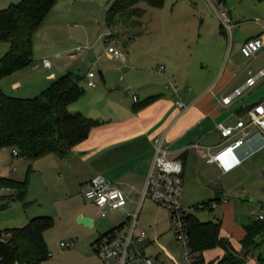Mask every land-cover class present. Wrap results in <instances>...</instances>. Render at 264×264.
I'll use <instances>...</instances> for the list:
<instances>
[{"label": "crops", "instance_id": "1", "mask_svg": "<svg viewBox=\"0 0 264 264\" xmlns=\"http://www.w3.org/2000/svg\"><path fill=\"white\" fill-rule=\"evenodd\" d=\"M17 1L19 0H0V8ZM109 1L57 0L34 34L32 62L0 78V87L5 93L21 97L38 94L53 79L67 71L79 73L82 76V83L86 79L88 91L69 104V109L97 118L100 122L90 129L84 139L73 146L69 156L62 157L50 153L29 160L19 154L14 155L10 146L0 148L1 175L23 179L28 165L31 164L33 167L29 178V191L38 179L36 177L38 171V177L46 187L53 180L52 183H55L53 187L58 190L57 195L61 198L64 196L60 202L61 210H58L60 219L63 220L68 214L72 215L74 224L80 230L68 234L72 235L69 239L74 242V247L66 248L71 251L62 254H78L84 258L83 264H111L102 261L93 253L92 243L102 234L126 224L129 216L136 212L137 229L145 230L147 233L140 244L142 251L147 255L151 249L155 250L154 246L160 238L173 233L169 213L165 217L155 215L163 206L147 197L141 198L154 157L156 138L162 139V145L168 149L169 157L179 156L183 160L184 190L181 204L182 199L204 198L201 200H217L219 205H222V202L227 201V195L221 177L243 167L250 159L264 151L263 133L255 125L250 126L252 133L245 138L243 144L219 162L207 161L203 153L191 147L192 143L199 142L203 146H209L212 151L217 150L223 141L216 127L218 122L235 124L240 118L247 121L250 110L259 103L264 105V76L256 82L261 83L259 89L252 90L256 85L254 84L228 104L221 100L223 94L231 92L246 80L249 75L248 69L257 72L264 68L262 55L264 50L254 58L248 59L246 66H238L235 58L232 61L227 60L222 65L221 59L216 58L217 46H221V41L216 46H204L200 49L202 55L198 56L195 55V51L189 50L186 22L181 20L172 24L164 23L159 26L157 36L152 35L155 31L153 28L144 29L141 34L136 33V36L131 35L132 44L143 48L141 56H138L136 61L127 59L126 55L124 60L118 59L122 62V70H125L118 79L105 68L103 84L98 86L94 76L96 85H88L87 73L82 75L72 66L70 60L82 59L73 56V50L78 44L89 45L85 53L88 59H95L97 56L95 47L102 42L100 35L112 30L106 22ZM209 1L215 10L219 9L212 0ZM229 15L231 17L230 11ZM231 20L233 21L232 17ZM232 24L235 28L233 30L230 28L229 36L236 47H240L244 40L264 30L263 21L255 31L241 35L239 20ZM115 33L117 31L113 30L111 41L128 43V40H120ZM145 34L150 36L142 38ZM224 34L220 28V37ZM154 38H161L165 43L158 49H152L150 44ZM36 41L38 45H35ZM0 42L4 43L0 49L1 57L8 50L9 43ZM107 55L111 58L110 53L107 52ZM49 56H54L53 62ZM44 58L50 60L49 66L43 64ZM134 61L140 67L130 65V62ZM158 63L162 71L157 72L155 66ZM134 94L137 100H134ZM150 96L155 97L141 104ZM82 98L84 100L81 102ZM177 100L185 103L187 108L181 109L176 103ZM98 173L105 175L126 192L128 201L124 208L110 210L102 216L98 207L88 200L89 204L85 203L82 206L74 202L69 203L77 195L75 192L79 194L85 187L87 188L89 180ZM191 190L205 192L208 195L190 197ZM13 192L11 188L0 189V194ZM15 201H11L6 210L0 211V231L21 227L31 218L41 216L37 211L23 213L18 210V206L13 210ZM202 201L190 205L189 210ZM25 206L28 208L30 201ZM185 210L192 213L187 208ZM115 213L119 216L118 220L109 221L108 217ZM146 220L147 222H144ZM47 231L44 233V239ZM221 236L225 237L222 233ZM173 240L175 242L174 234ZM59 246L65 249L60 243ZM175 247L176 260L179 261L180 252L176 242ZM221 250L224 254V250ZM160 253L159 251L156 254L155 264L158 258L167 256ZM219 258L221 257L218 256L212 262Z\"/></svg>", "mask_w": 264, "mask_h": 264}, {"label": "trees", "instance_id": "2", "mask_svg": "<svg viewBox=\"0 0 264 264\" xmlns=\"http://www.w3.org/2000/svg\"><path fill=\"white\" fill-rule=\"evenodd\" d=\"M56 1L19 0L0 8V41L9 43L8 50L0 57V78L32 62L34 34ZM139 1L160 8L166 0H110L107 25H128L133 16L142 15L145 9L137 5ZM84 93L82 76L73 71L59 75L31 97L9 95L0 87V148H16L19 155L29 160L50 153L69 156L73 146L100 122L97 118L69 109V104ZM154 97L150 96L141 104ZM31 171L32 166L29 164L23 179L0 174V189L14 190L13 193L0 194V211L6 210L11 201L21 200L25 205L28 203L26 195ZM186 222L190 246L199 262L205 264V251L221 248L224 250L223 256L210 264H241V255H237L230 241L221 236V222L202 221L195 213H187ZM53 225V218L43 215L31 218L22 227L0 231V257L3 262L12 264L15 261L46 260L48 247L44 233ZM244 232L240 245L246 257L253 249L261 247L256 237L264 232V221L255 219L244 226ZM256 259L264 264V247Z\"/></svg>", "mask_w": 264, "mask_h": 264}, {"label": "rangeland", "instance_id": "3", "mask_svg": "<svg viewBox=\"0 0 264 264\" xmlns=\"http://www.w3.org/2000/svg\"><path fill=\"white\" fill-rule=\"evenodd\" d=\"M214 4L219 9H227L230 11L231 17L233 19L232 23L235 21L240 22L241 35L245 33H250L255 31V29L264 21V1L258 0H223L224 5H220L217 0H212ZM226 2V3H225ZM138 6L145 9V12L139 16H133L129 20L128 25H116L112 26L109 33L113 30L117 31L115 35L118 36L120 40H128L127 44L118 41H111V44L121 49L127 59L137 60L138 56H141L142 46L133 45L131 35L141 34L144 29H155L152 35H158L159 26L168 23L172 24L173 22H183L187 24L188 30V41H189V50L195 51V55L201 56L200 49L204 46H216L221 41V46H217L216 58L221 59L222 65L227 62V60H233L235 58L238 66L247 64L249 58L242 55L240 47H236L231 42L229 36L230 28L220 19L215 10L214 6L209 0H166L162 7H153L148 5L145 1H139ZM213 14V16H211ZM173 16V17H172ZM146 27V28H145ZM220 28L224 31V35L220 37ZM235 28V27H234ZM231 28L232 30L234 29ZM137 33V34H136ZM234 33H237L234 31ZM143 35L142 38H146ZM227 36V37H226ZM155 39V38H154ZM161 39V38H160ZM155 39L148 44L151 45L152 49H158L162 44L165 43L163 39ZM144 40V39H142ZM142 42V41H141ZM35 45H38V42H35ZM4 43L0 42V49ZM39 49L36 50L38 52ZM95 52L97 56L94 58H87L85 55L80 60L72 59L70 63L75 69L79 70L82 75L88 73L92 70L95 72V80L98 83V86L103 84L98 70L109 69V73L115 77L119 78L120 74H123L124 71L119 70V67L122 66V62L117 58H109L106 52V46L102 42L95 47ZM144 52V50H143ZM264 57V52L262 53ZM50 59L54 60V56H49ZM87 58V59H86ZM130 62V65L135 67H140L137 62ZM78 65V66H77ZM105 65V67H104ZM160 63L156 64L155 70L158 72L162 69L159 68ZM54 70V69H53ZM85 86V93L88 91L89 87L86 85V79L83 81ZM261 83H257L252 90L260 88ZM86 98V95L83 96ZM80 99L81 102L84 99ZM80 102V101H79ZM73 108V105L71 106ZM264 151L259 153L254 158L250 159L243 167L233 170L223 177L221 181L225 188V193L227 195V201L222 202V205L212 206V200L202 201L204 198H186L182 199V206L187 208L188 211L195 213L202 221H219L221 222L222 229L221 233L227 237L236 251L237 255L242 259L241 264H261L257 259L256 255L263 250L264 247V232L256 237V241L261 243L259 249H253L250 255L244 257V253L241 252L240 240L244 235V226L249 225L255 220L254 215L263 214L264 215ZM33 167V166H32ZM39 171L36 175V179L33 187L28 189L26 200L30 201V206L26 208L21 200H16L13 205V210L18 206V210L23 213H32L33 211L39 212L41 216H51L54 221V225L49 229L45 234L46 243L48 246V252L52 254V257L43 260L42 264H83L84 258H81L78 254H62V252L71 251L68 249H62L59 246L61 241H70V236L68 235L71 231L78 232L80 231L78 226L74 224L72 215H67L63 220L60 219L58 215V210H61L60 202L61 199H64V196L57 195L58 190L53 186L54 182L48 183V187L45 186V183L39 179ZM75 192L77 194L74 196L69 203H76L80 206L82 204L88 203L85 198L84 191ZM206 197L205 192L190 191V197ZM208 197V196H207ZM62 199V200H63ZM58 200L59 202H56ZM194 208L189 210L190 205L197 203ZM159 206V205H158ZM60 207V208H59ZM77 207V206H74ZM79 208V207H77ZM215 208V210H214ZM24 210L26 212H24ZM90 211V210H89ZM96 216V213L93 212ZM168 212L165 208L160 207V211L155 215L157 217H165ZM153 215V216H155ZM119 216L111 214L108 217V220H118ZM144 219V218H143ZM170 219V218H169ZM145 220V219H144ZM264 221V219H263ZM142 218H140V224ZM144 222H147L144 221ZM171 228L172 222L170 219ZM24 226V225H23ZM22 227V226H21ZM173 231V229H172ZM173 233H169L164 237L160 238L159 241L154 246L155 250L151 249L148 256L153 260L156 258V254L167 255L165 258H158L157 264H175L177 258V251L175 247V242L173 240ZM175 238V235H174ZM173 241V242H172ZM92 251L95 254L93 247ZM156 251L157 253L154 254ZM165 251V252H164ZM180 252V251H179ZM96 255V254H95ZM222 257V250L220 248H214L208 250L206 253H203L205 264H210L216 258ZM161 257V256H160ZM155 261V260H154Z\"/></svg>", "mask_w": 264, "mask_h": 264}, {"label": "built area", "instance_id": "4", "mask_svg": "<svg viewBox=\"0 0 264 264\" xmlns=\"http://www.w3.org/2000/svg\"><path fill=\"white\" fill-rule=\"evenodd\" d=\"M218 2L220 5H224L223 0ZM216 11L227 27L231 28L233 24L229 11L225 8L216 9ZM111 33L100 35L106 46V51L112 57L124 60L125 53L111 44ZM88 48L89 45L87 44H78L73 50V56L83 58ZM262 50H264V30L258 35L247 38L240 45L242 55L249 59L254 58ZM42 62L45 66L50 65L48 58H44ZM119 70L122 71V66L119 67ZM248 73V77L240 86L221 96L223 103H230L235 97L256 84L259 78L264 76V68L259 69L257 72H252V70L248 69ZM87 75V84L96 85V81L93 79L95 72L90 70ZM133 98L137 100L135 94ZM176 103L181 109L187 108V105L180 100H177ZM248 117L247 121L240 118L235 124L217 123L216 127L223 137V141L217 150L212 151L209 146H203L199 142L192 143L191 147L203 153L209 162H219L225 159L227 155L243 144L245 138L252 133L251 125H255L264 136V105L262 103L257 104L253 110L248 112ZM154 146L155 153L147 174L145 187L141 192V198L147 197L165 207L168 211L175 242L180 251V260L175 264H204L196 259L197 256L191 249L186 222L187 212L181 205V197L184 190L183 160L179 156L169 157L168 149L162 145L161 138L155 139ZM18 153V150L13 148V154L17 155ZM84 195L88 201L98 207L102 216H105L110 210H121L128 201L126 192L101 173L96 174L89 180ZM211 203L214 207L219 204L217 200H212ZM255 219L263 220L264 215H255ZM137 227L138 212L130 215L126 224L99 236L92 243L95 254L102 261L111 264H155V261L144 253L140 247L147 233L145 230H138ZM60 245L65 248H72L74 247V242L61 241ZM51 256L52 254L48 252L47 257ZM0 264H5L1 257ZM12 264H42V261L33 259L30 262L15 261Z\"/></svg>", "mask_w": 264, "mask_h": 264}, {"label": "water", "instance_id": "5", "mask_svg": "<svg viewBox=\"0 0 264 264\" xmlns=\"http://www.w3.org/2000/svg\"><path fill=\"white\" fill-rule=\"evenodd\" d=\"M98 73H99L101 79H102L103 81H105V75H104V73H103V70L99 69V70H98ZM263 174H264V169H263Z\"/></svg>", "mask_w": 264, "mask_h": 264}]
</instances>
